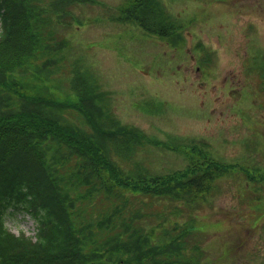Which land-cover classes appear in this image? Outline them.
<instances>
[{
    "label": "trees",
    "instance_id": "trees-1",
    "mask_svg": "<svg viewBox=\"0 0 264 264\" xmlns=\"http://www.w3.org/2000/svg\"><path fill=\"white\" fill-rule=\"evenodd\" d=\"M89 1L0 0V264H205L203 248L188 243L196 224L178 218L234 167L261 182L264 169L257 174L201 146L183 169L153 175L136 160L128 174L113 155L130 159L144 137L113 115L90 73L71 66L76 101L23 89L22 75L48 81L64 70L67 41L53 34L50 13L61 21L74 3ZM122 14L172 47L184 42L160 0H127ZM258 70L264 96V57ZM161 200L168 204L158 209ZM11 209L33 218L34 236L7 227Z\"/></svg>",
    "mask_w": 264,
    "mask_h": 264
},
{
    "label": "rangeland",
    "instance_id": "rangeland-1",
    "mask_svg": "<svg viewBox=\"0 0 264 264\" xmlns=\"http://www.w3.org/2000/svg\"><path fill=\"white\" fill-rule=\"evenodd\" d=\"M160 1L179 24L185 37L181 46L119 20L127 0L74 3L61 21L50 13L53 34L67 41L59 53L64 70L48 81L22 75L23 89L76 101L69 87L71 66L77 63L90 73L113 115L144 137L130 159L114 153L125 173L133 172L136 160L153 175L183 169L188 152L201 146L214 158L261 173L264 96L258 69L264 57V0ZM234 169L178 221L196 224L188 243L203 248L205 264H264V191L257 189L264 181L247 180ZM158 203V209L168 204ZM5 223L14 233L35 235L33 218L18 209L8 211Z\"/></svg>",
    "mask_w": 264,
    "mask_h": 264
}]
</instances>
